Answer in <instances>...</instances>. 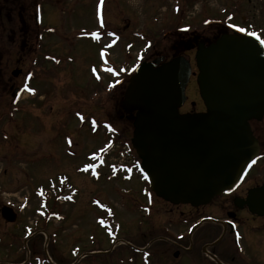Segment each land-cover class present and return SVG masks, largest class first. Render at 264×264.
<instances>
[{
	"label": "rangeland",
	"instance_id": "1",
	"mask_svg": "<svg viewBox=\"0 0 264 264\" xmlns=\"http://www.w3.org/2000/svg\"><path fill=\"white\" fill-rule=\"evenodd\" d=\"M228 14L264 37L261 0H0V199L23 224L4 236L5 263L264 264L250 218L224 235L221 223L196 226L227 207L151 195L130 150L134 115L121 109L140 60L183 56L193 74L180 113L204 110L196 39L216 38Z\"/></svg>",
	"mask_w": 264,
	"mask_h": 264
},
{
	"label": "water",
	"instance_id": "2",
	"mask_svg": "<svg viewBox=\"0 0 264 264\" xmlns=\"http://www.w3.org/2000/svg\"><path fill=\"white\" fill-rule=\"evenodd\" d=\"M194 59L204 112L179 113L191 75L182 56L142 62L129 77L121 108L134 113L130 143L149 190L171 205L199 208L232 192L258 154L249 122L264 116V43L237 30L209 45L201 40ZM256 197L250 190L245 204L264 215L258 210L264 201ZM2 213L15 220L10 208Z\"/></svg>",
	"mask_w": 264,
	"mask_h": 264
},
{
	"label": "flooded vegetation",
	"instance_id": "3",
	"mask_svg": "<svg viewBox=\"0 0 264 264\" xmlns=\"http://www.w3.org/2000/svg\"><path fill=\"white\" fill-rule=\"evenodd\" d=\"M264 1V0H261ZM232 4V3H231ZM233 9V6L230 7ZM234 19L233 14H228L226 16V24L223 26L222 32H228L233 33L235 29H244L245 33H255L258 34L262 39L263 37V31L260 28H256V26L247 20V18L242 17L241 23L237 24L232 22ZM15 22V20H13ZM214 39H209V41H205L206 44H209L210 42H213ZM198 40V39H196ZM195 44V42H194ZM198 42H196L197 46ZM188 52L193 51L195 49L194 45H188ZM36 67V65L32 66ZM10 91V97L11 99H19L22 97L23 91L19 87H13L12 85L8 87ZM17 101V102H18ZM13 104V103H12ZM14 105V104H13ZM251 129L253 131L254 137L257 139L258 144V154L256 158L253 161V164L249 171L246 173L245 177L243 178L242 182L239 184V186L233 190L230 194H223L220 197L212 200V202L209 204H217L219 203V207H227L225 209L226 218L224 220H217L214 218L213 215L209 216H202L200 219H214L217 223H224V228L221 232V234H233V231L231 229L230 223L235 224V227H237V223L241 220L245 221L248 218L252 221V231L257 233H264V215L259 214H252L249 210V207L245 204L248 192L250 190H255V195H257L256 199L257 201H264V117L259 122H251ZM3 133V123L0 119V135ZM263 189V190H262ZM262 190V191H261ZM259 205V203H258ZM5 206L3 204L2 200L0 199V264H17L15 262H4V252L3 247L10 246L9 241H13L16 237V233L19 232V230L23 229V224H21V220L19 219L18 215L20 216L19 212L12 207V205H6L10 206L14 209L16 212L15 220L13 222L7 221L2 213V209ZM258 210L264 211V207L262 208L258 207ZM21 226V227H20ZM6 227V229L4 228ZM222 227V226H221ZM6 235L7 240H4V236ZM236 242V239H235ZM6 257H8L6 255Z\"/></svg>",
	"mask_w": 264,
	"mask_h": 264
},
{
	"label": "snow or ice",
	"instance_id": "4",
	"mask_svg": "<svg viewBox=\"0 0 264 264\" xmlns=\"http://www.w3.org/2000/svg\"><path fill=\"white\" fill-rule=\"evenodd\" d=\"M240 31H244V29H240Z\"/></svg>",
	"mask_w": 264,
	"mask_h": 264
},
{
	"label": "trees",
	"instance_id": "5",
	"mask_svg": "<svg viewBox=\"0 0 264 264\" xmlns=\"http://www.w3.org/2000/svg\"><path fill=\"white\" fill-rule=\"evenodd\" d=\"M82 263V262H81ZM80 264V263H79Z\"/></svg>",
	"mask_w": 264,
	"mask_h": 264
}]
</instances>
